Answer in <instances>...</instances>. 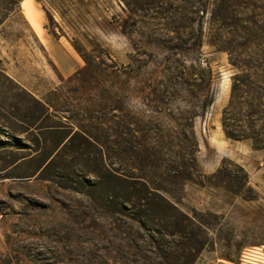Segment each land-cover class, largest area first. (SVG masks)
Here are the masks:
<instances>
[{"label":"rangeland","instance_id":"obj_1","mask_svg":"<svg viewBox=\"0 0 264 264\" xmlns=\"http://www.w3.org/2000/svg\"><path fill=\"white\" fill-rule=\"evenodd\" d=\"M204 4L0 5V264H52L105 195L175 236L176 264H264V0ZM232 90L259 149L224 135Z\"/></svg>","mask_w":264,"mask_h":264},{"label":"trees","instance_id":"obj_2","mask_svg":"<svg viewBox=\"0 0 264 264\" xmlns=\"http://www.w3.org/2000/svg\"><path fill=\"white\" fill-rule=\"evenodd\" d=\"M20 1L0 0V5L6 4L5 11L7 15H10L19 11ZM45 1L53 4L58 0H35L40 5ZM207 3L208 0H205V4L199 12L201 16L207 14ZM45 30L47 31V28ZM52 34L56 35L53 32ZM233 93L232 90L229 105L222 113L221 125L224 135L230 140L251 141L252 146L259 149L258 144L262 142L258 138L259 136H249L244 127L235 125V121L229 118V113L233 107ZM29 97L38 106L44 107L41 102L36 101L31 96ZM84 133L98 143V140L91 134ZM11 139L14 142L12 145L19 143L16 138L11 137ZM110 173L124 179L130 177L124 176L113 169L110 170ZM63 178L71 179L67 175H64ZM84 183L91 184L90 181H84ZM243 199L247 201L255 200V198ZM90 201L92 202L88 203L89 212L77 214L73 219L76 222L82 221L92 224V229L87 231L90 238L86 240L70 239L65 245H60L59 248L54 249L43 247V253L40 254L47 255L46 260L53 261L52 264H176V237L162 232L159 228L152 227L140 215L137 206L125 204L118 195H105L97 201L91 197ZM96 206H100V211L97 210ZM141 232L145 234L142 235ZM224 259L233 262L228 256Z\"/></svg>","mask_w":264,"mask_h":264}]
</instances>
